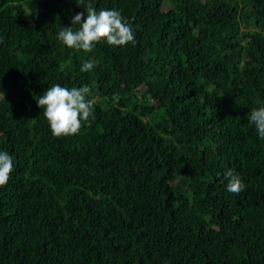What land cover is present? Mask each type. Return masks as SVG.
Masks as SVG:
<instances>
[{
    "label": "trees",
    "instance_id": "16d2710c",
    "mask_svg": "<svg viewBox=\"0 0 264 264\" xmlns=\"http://www.w3.org/2000/svg\"><path fill=\"white\" fill-rule=\"evenodd\" d=\"M0 264H264V0H0Z\"/></svg>",
    "mask_w": 264,
    "mask_h": 264
}]
</instances>
